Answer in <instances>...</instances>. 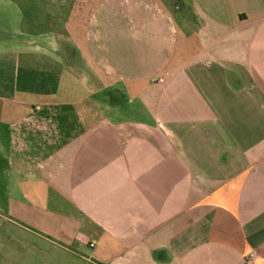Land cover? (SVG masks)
<instances>
[{"label":"crops","instance_id":"1","mask_svg":"<svg viewBox=\"0 0 264 264\" xmlns=\"http://www.w3.org/2000/svg\"><path fill=\"white\" fill-rule=\"evenodd\" d=\"M54 7L21 34L53 84L0 86L9 141L54 144L9 155L0 264H264V0Z\"/></svg>","mask_w":264,"mask_h":264},{"label":"rangeland","instance_id":"2","mask_svg":"<svg viewBox=\"0 0 264 264\" xmlns=\"http://www.w3.org/2000/svg\"><path fill=\"white\" fill-rule=\"evenodd\" d=\"M57 2L58 0H11L10 2L7 0H0L1 87L6 88L7 85L9 87L14 85L19 91L23 86H29L38 90L45 85L48 86L49 84H53L52 73L62 68L60 63L55 62V55H62L59 52L56 53L51 50L49 47H45L47 52H44L41 47L28 45L25 38H32V36L26 35V37H24L21 34H31L34 28L40 30L46 29L49 25V21L45 20L46 13L47 16L53 17L54 6L55 4L57 5ZM169 6L173 8L174 3H169ZM23 40H25L24 43L22 42ZM72 56L79 61V56L81 55L75 51ZM63 73L64 76L68 75L65 69ZM48 74H50V76ZM67 78L69 79H66V83H70L72 80L69 75ZM72 79L75 80L74 78ZM107 94L108 91H103L97 96L101 98ZM41 96L42 94L33 93L30 95V98L36 101L41 100ZM121 101L123 103L125 102L122 98ZM0 118H2L0 121V203L2 205L0 206V231H4L14 227L4 216L15 215L13 213L14 211H12L14 208L7 207L6 203L9 198L13 199L20 196V192L14 188V178L9 164L10 153L16 152V149L21 147V144L28 147L30 146V149L34 152L41 151L48 153L53 150L54 144H51L50 140L35 141L33 137L28 138L27 141L32 140L30 142H17L13 144L9 141L12 130H8L7 127V111L0 110ZM63 118L65 123V121L71 119V116L67 115ZM71 121H77L75 115H73ZM74 127L76 128V126ZM61 128V134L66 136L70 133L72 126L70 127V125L65 123ZM14 132L17 134V129H15ZM16 216L17 214L15 217ZM21 221L27 223L24 220Z\"/></svg>","mask_w":264,"mask_h":264},{"label":"built area","instance_id":"3","mask_svg":"<svg viewBox=\"0 0 264 264\" xmlns=\"http://www.w3.org/2000/svg\"><path fill=\"white\" fill-rule=\"evenodd\" d=\"M163 80H164L163 77H159V78H158V81H159V82H162ZM256 256H257V254H256L255 252H251V253L249 254V257H248V263L253 262V260L256 258Z\"/></svg>","mask_w":264,"mask_h":264}]
</instances>
